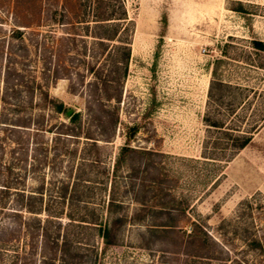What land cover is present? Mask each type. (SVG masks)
<instances>
[{
  "label": "rangeland",
  "instance_id": "rangeland-1",
  "mask_svg": "<svg viewBox=\"0 0 264 264\" xmlns=\"http://www.w3.org/2000/svg\"><path fill=\"white\" fill-rule=\"evenodd\" d=\"M120 2L132 22L125 75L112 43L63 23L72 14L57 20L86 0H0V264H264L251 247L264 244V0ZM69 111L77 138L64 134ZM239 137L251 141L236 150ZM126 139L159 167L129 154L116 171ZM113 194V218L144 221L105 246L68 216L108 215ZM155 221L177 229L152 235Z\"/></svg>",
  "mask_w": 264,
  "mask_h": 264
},
{
  "label": "trees",
  "instance_id": "trees-1",
  "mask_svg": "<svg viewBox=\"0 0 264 264\" xmlns=\"http://www.w3.org/2000/svg\"><path fill=\"white\" fill-rule=\"evenodd\" d=\"M89 3L88 9H86V4ZM76 9V7H75ZM59 17H57V20H66L67 18L70 19V14L74 15L73 21H66L63 22L67 25H70L72 27L82 26L83 28H86L88 32L90 33V36L94 38V41L99 42L100 44H110L112 43V49L113 51H116V54H120L121 60L123 62V68H124V75L127 71V65L130 58V38L123 37L126 32H124L129 28L128 25H132V22L128 19L125 9L120 2V0H86V3L84 5H80L76 11L69 10L65 7L62 8V11L59 13ZM123 25H125L123 27ZM132 31V28H130ZM17 36H21V32H17ZM39 42L37 43V45ZM256 48L258 49H264V45L261 41H256L255 43ZM114 63H117V60H114ZM216 75V72L213 73V76ZM35 83V82H34ZM110 83V82H109ZM37 88L41 90L40 84H36ZM44 97H47V94L43 92ZM55 109L58 113L63 111V105L61 103H57L55 106ZM80 120L81 115L79 113H74L70 117H68V124L64 125L62 124V127L65 128V135L68 137H74L77 138L79 133L74 132L77 128H80ZM133 130H136V128H133ZM90 139V138H87ZM235 140V148L236 150L243 149L248 145V143L251 141V138H245V137H239L234 139ZM97 140L92 141V146L97 147ZM129 154H141V158H145V171L149 167H159V163H154L150 159L153 156H159L160 154L155 153L152 150H138L132 148L130 146L129 139L125 140L124 145L120 148L118 157L116 159V171H118L119 168H122L127 163V156ZM141 165V164H140ZM127 167V166H126ZM136 169V166H133L128 164V172L134 173V175H137L139 173L140 166ZM80 178H77L73 182L72 189L70 190L69 184L62 182L60 184V188L57 189V195L62 202H65L66 196L68 191L70 190L69 200L72 202L74 198L78 199L81 198V196L77 193H79V184ZM141 186V185H140ZM147 187V188H146ZM105 188V187H104ZM154 189V185L149 186H141V188L137 189V192L143 191L145 193L146 189ZM132 189L134 190L135 187L132 186ZM71 192L73 194L71 195ZM17 195L21 197V199L24 198V193L16 192ZM41 194V193H40ZM115 194L112 195V198L109 199L108 202V209L107 213L108 215L100 214V216L91 217L89 219L87 218H80L79 220H75L73 216L69 215L70 224L77 223V226H79L81 229H89L96 231L97 237L100 239L101 243L105 246H117V242H115V235H112L111 231L115 228H118L125 223H128L130 225H135L137 223H140L144 221L142 218H130L126 219V217H120V218H113L109 212V206L115 204ZM169 196L168 194H166ZM157 196V194L153 195L152 199H154ZM33 195L29 197V200H33ZM50 197V196H49ZM146 196L142 197V205L145 203L144 199ZM40 200L42 202V196L40 197ZM173 202L176 201L175 198L172 200ZM141 204V203H140ZM29 213L34 214H41L43 212H46L45 208L42 209L41 206L39 209L35 210L32 208H27ZM162 205V204H161ZM171 208H169L166 205H162L160 208V211H168ZM146 229L148 233L154 235L156 233H172L175 231L176 226L173 222H150V225L146 226ZM192 236V235H189ZM54 246H58V240L57 238L53 241ZM74 244L72 239L67 235L64 236L61 242V245L65 248V251L68 252L71 247V245ZM251 247L254 249H258L262 254H264V244L260 243L259 241H253L251 243Z\"/></svg>",
  "mask_w": 264,
  "mask_h": 264
},
{
  "label": "water",
  "instance_id": "water-1",
  "mask_svg": "<svg viewBox=\"0 0 264 264\" xmlns=\"http://www.w3.org/2000/svg\"><path fill=\"white\" fill-rule=\"evenodd\" d=\"M71 114H72V112H70V111H69V112L67 113V116H69V117H70V116H71Z\"/></svg>",
  "mask_w": 264,
  "mask_h": 264
}]
</instances>
